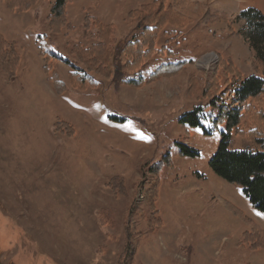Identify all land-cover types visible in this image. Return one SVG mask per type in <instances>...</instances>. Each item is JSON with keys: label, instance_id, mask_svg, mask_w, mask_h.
Instances as JSON below:
<instances>
[{"label": "rangeland", "instance_id": "obj_1", "mask_svg": "<svg viewBox=\"0 0 264 264\" xmlns=\"http://www.w3.org/2000/svg\"><path fill=\"white\" fill-rule=\"evenodd\" d=\"M55 1L29 13L0 4V31L21 57L14 79L0 72V264H264V250L241 243L252 228L264 232V214L208 167L224 130L210 120L217 109L202 113L207 135L179 122L209 103L198 100L206 83L224 94L237 85L219 55L238 80L254 74V29L239 15L253 8L264 16V0H166L190 23L166 47L172 57L153 58L131 78L147 80L166 63L186 66L139 89L105 78L88 52L107 26L109 48L111 40L138 39L127 15L152 0H65L68 34L48 25ZM86 16L99 30L83 29ZM167 38L159 36L158 47ZM254 40L264 51V40ZM71 74L89 88L71 87ZM59 123L68 128L57 130ZM178 144L199 156H179ZM240 144L232 134L230 147Z\"/></svg>", "mask_w": 264, "mask_h": 264}, {"label": "trees", "instance_id": "obj_2", "mask_svg": "<svg viewBox=\"0 0 264 264\" xmlns=\"http://www.w3.org/2000/svg\"><path fill=\"white\" fill-rule=\"evenodd\" d=\"M43 1L45 0H0V4H3L10 13H28ZM186 13L180 8L171 6L166 0H152L148 4L141 5L127 15L128 23L135 24V30L139 31L138 39L111 40L112 47L109 48L108 38L113 37V32L112 27L107 26L100 30L101 34L96 38L97 45L88 52V56L93 59L92 65L98 66L104 77L113 83L126 84L138 89L159 78L176 76L185 68V63L163 64L147 80L136 81L131 78L145 69L153 58L173 56L166 47L170 44L176 45L181 37V29L189 25L191 17H188ZM239 17L245 20L251 29H254V36L249 40L259 66L255 68L253 75L238 80L239 74L235 65L219 55V68L224 71V75L235 74L237 85L232 91L224 94L223 87L219 89L215 83H206L202 87L198 100L208 99L209 103L203 108L196 107L184 113L179 122L189 128L201 129L204 135H207L202 125L204 119L202 113L208 108L217 109V116L210 120L214 129L221 126L224 130L220 132L218 148L208 162V167L218 178L239 187L248 203L256 211L264 214V51L258 48V42L254 40L256 36L264 40V16L259 11L249 8L242 11ZM47 20L55 33L65 30L68 34L74 31V27L67 21L65 0L55 1ZM94 21L92 17L86 16L83 20V29L99 30L101 25L96 21L95 25ZM167 28L169 30L165 32ZM159 36H169L161 47L157 45ZM20 58L15 43L8 41L0 34V72H4L10 80L14 79ZM111 71L112 75H110ZM46 72L48 73V70ZM50 81L57 95H63L65 86L55 74H51ZM70 84L71 87L85 89L89 88L91 83L84 78H79L77 74H71ZM227 96L229 97L226 99L231 102L225 110L223 100ZM239 104L242 106L238 107ZM55 126L57 130L61 127L65 130L68 128L64 123ZM232 134L241 140V147L238 149L230 147ZM178 147V155L181 157L199 156L195 149L185 144H178ZM156 169L159 170L158 166ZM109 187L117 195V186L113 182L109 184ZM241 243L246 245L250 252L264 250V232L252 228L251 231L243 233Z\"/></svg>", "mask_w": 264, "mask_h": 264}, {"label": "crops", "instance_id": "obj_3", "mask_svg": "<svg viewBox=\"0 0 264 264\" xmlns=\"http://www.w3.org/2000/svg\"><path fill=\"white\" fill-rule=\"evenodd\" d=\"M5 9H6V8H5ZM8 12H9V11H8ZM28 13H29V12H28ZM0 32L3 33V34L5 35V36H4V35H3V36H4L6 39L9 38L8 36H6V34H5L3 31H0ZM1 33H0V34H1ZM10 41H11V40H10Z\"/></svg>", "mask_w": 264, "mask_h": 264}]
</instances>
